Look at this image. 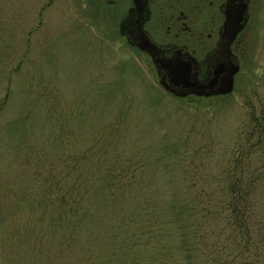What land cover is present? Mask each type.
<instances>
[{
    "label": "rangeland",
    "instance_id": "rangeland-1",
    "mask_svg": "<svg viewBox=\"0 0 264 264\" xmlns=\"http://www.w3.org/2000/svg\"><path fill=\"white\" fill-rule=\"evenodd\" d=\"M92 1L0 0V264H264V51L183 97Z\"/></svg>",
    "mask_w": 264,
    "mask_h": 264
},
{
    "label": "flooded vegetation",
    "instance_id": "flooded-vegetation-1",
    "mask_svg": "<svg viewBox=\"0 0 264 264\" xmlns=\"http://www.w3.org/2000/svg\"><path fill=\"white\" fill-rule=\"evenodd\" d=\"M253 1L93 0L90 5L96 15L117 23L121 38L154 65L168 91L208 100L232 93L252 47L254 53L257 47L264 51L258 40L264 34L252 24ZM169 65L183 68L184 84L171 83Z\"/></svg>",
    "mask_w": 264,
    "mask_h": 264
},
{
    "label": "water",
    "instance_id": "water-1",
    "mask_svg": "<svg viewBox=\"0 0 264 264\" xmlns=\"http://www.w3.org/2000/svg\"><path fill=\"white\" fill-rule=\"evenodd\" d=\"M168 67H169V71H170L172 84L178 86V85L184 84L186 82L187 75L185 74V71L183 70L182 67L176 66V65H169ZM231 90H232V87L227 92H230ZM176 94H180L182 96H185L182 93H176Z\"/></svg>",
    "mask_w": 264,
    "mask_h": 264
},
{
    "label": "trees",
    "instance_id": "trees-1",
    "mask_svg": "<svg viewBox=\"0 0 264 264\" xmlns=\"http://www.w3.org/2000/svg\"><path fill=\"white\" fill-rule=\"evenodd\" d=\"M238 191H240V190H238ZM241 192V191H240Z\"/></svg>",
    "mask_w": 264,
    "mask_h": 264
}]
</instances>
